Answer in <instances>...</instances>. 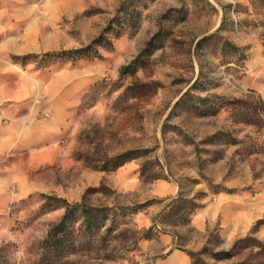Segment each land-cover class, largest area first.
<instances>
[{"label":"rangeland","instance_id":"1","mask_svg":"<svg viewBox=\"0 0 264 264\" xmlns=\"http://www.w3.org/2000/svg\"><path fill=\"white\" fill-rule=\"evenodd\" d=\"M250 92L264 100V0H0L5 258L39 263L54 198L87 195L133 210L97 232L74 215L57 264H153L161 235L191 264H264V126L228 107Z\"/></svg>","mask_w":264,"mask_h":264},{"label":"trees","instance_id":"2","mask_svg":"<svg viewBox=\"0 0 264 264\" xmlns=\"http://www.w3.org/2000/svg\"><path fill=\"white\" fill-rule=\"evenodd\" d=\"M114 32L116 33L115 36L119 37L117 31ZM100 39L105 42L104 44L99 45H103V47L109 46L113 49L112 41H107L103 36H101ZM95 43L96 42H92L83 48H74L66 51L63 50L58 54L45 53L43 54V58L68 57L70 59H74L82 53H90L91 50L94 53H97L96 50H93ZM27 57H25V59H27ZM125 69L126 67L123 68V70ZM228 107L230 108L231 115L235 121H241L247 125L257 127L264 126V100H262L259 96H255L251 92L249 94L247 93L241 99H232L228 103ZM133 154L134 152L130 151L108 158L105 161L104 166L94 168L101 169L102 171H108L111 169L115 170L131 161ZM102 189H105V187L101 186L98 189H89L87 193L100 192ZM86 196L87 195H84L80 202L75 203H68L65 199L54 198L56 201L62 203L61 207L64 209V213L59 221L51 224L47 233V240L45 242V248L48 254H45V257L37 264H57L61 259V254L64 253L66 248L70 247L74 250L73 244L71 246H66L64 242V235L66 236L69 226L73 225L71 219L74 215H81V220L76 222L78 223V226L74 229L76 233H80L83 230L87 232H97L104 227V222L109 219V216H112V222H114L117 216H127L128 212L133 210V208L129 206H117L114 204L111 206L105 204H89L86 201ZM176 202L177 200L172 199L169 204H167V207L170 209L172 204ZM193 210L194 208L191 209V213ZM110 228L111 227H106L107 230H110ZM3 251V248H0V264H10L5 258Z\"/></svg>","mask_w":264,"mask_h":264},{"label":"crops","instance_id":"3","mask_svg":"<svg viewBox=\"0 0 264 264\" xmlns=\"http://www.w3.org/2000/svg\"><path fill=\"white\" fill-rule=\"evenodd\" d=\"M174 197L175 196H173V194L171 193V194H169L167 199L171 200ZM201 217L202 216H198L193 221H195L198 225H200ZM158 239L161 243L160 246L162 245L161 246V248H162L161 253H164L167 250H170V251L167 252L164 257H155L153 259V264H191L189 257L183 251L172 248V245L174 242L173 237H171L170 235H161L158 237ZM146 242L149 243V246H151V247L159 245L158 243L152 244V242L150 240H147Z\"/></svg>","mask_w":264,"mask_h":264}]
</instances>
